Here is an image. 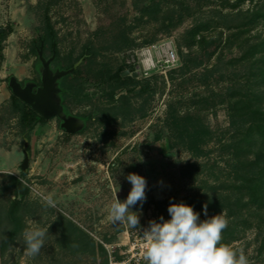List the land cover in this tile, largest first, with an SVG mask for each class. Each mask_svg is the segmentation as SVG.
<instances>
[{"label": "rangeland", "instance_id": "374dc122", "mask_svg": "<svg viewBox=\"0 0 264 264\" xmlns=\"http://www.w3.org/2000/svg\"><path fill=\"white\" fill-rule=\"evenodd\" d=\"M25 5L29 18L0 13L3 32L14 28L2 41L0 72V264H105L98 245L108 251V264H145L142 231L109 218L115 194L127 197L131 184L125 177L133 172L148 182L141 226L161 215L170 218V202L190 198L225 201L207 217L220 214L229 224L239 196L235 186L242 183L235 164L252 160L244 138L251 115L260 108L264 113V0H28ZM196 29L218 40V49L205 54ZM53 35L59 58L51 67L75 63L91 45L96 57L78 67L86 79L102 70L111 75L125 70L130 80L73 89L67 106L85 119V129L69 134L53 118L28 140L9 78L37 81L41 64L35 46ZM148 49L157 56L175 49L180 60L149 70L142 55ZM53 56L48 41L44 57ZM25 150L31 158L23 175ZM15 177L29 191L13 217ZM49 194L56 208L44 206L41 196ZM241 217L250 225H240L227 246L243 251L249 264H264V212L249 204ZM35 228L49 230L40 253L31 256L23 233ZM80 231L88 235L82 242Z\"/></svg>", "mask_w": 264, "mask_h": 264}, {"label": "clouds", "instance_id": "9594fccd", "mask_svg": "<svg viewBox=\"0 0 264 264\" xmlns=\"http://www.w3.org/2000/svg\"><path fill=\"white\" fill-rule=\"evenodd\" d=\"M126 180L131 189L124 200L115 194L110 205L109 218L113 224H126L130 229L142 231V257L145 264H249L247 256L239 254L227 245L221 244L222 232L227 221L217 214L207 217V205L203 206L206 219L192 205L173 202L168 205V219L161 215L148 221L146 227L140 224V212L147 200V179L137 173H128ZM117 193V192H116ZM44 206L56 208L52 195H42ZM137 210H133L136 206ZM49 229H27L23 233V244L27 254L36 256L44 246Z\"/></svg>", "mask_w": 264, "mask_h": 264}, {"label": "trees", "instance_id": "16d2710c", "mask_svg": "<svg viewBox=\"0 0 264 264\" xmlns=\"http://www.w3.org/2000/svg\"><path fill=\"white\" fill-rule=\"evenodd\" d=\"M49 21V19H48ZM0 29H3L0 27ZM52 34H54L53 30H51ZM14 32L13 25H10L5 32L0 33V72L5 62L4 49L2 46V41L5 40L8 36L12 35ZM194 35L198 36V43L205 54H209L219 47V41L216 39H209L204 34H202L200 29H196L194 31ZM54 35L51 38L47 36H43L42 39L38 42V45L35 46V51L38 53L39 48L44 46V54L45 48L48 41L52 42V51L56 50ZM57 58H59L58 52L56 50ZM96 57V51L93 46L89 45L85 47L83 55L75 62L65 66H61L62 70H71L74 69L75 65L80 61H88L94 59ZM125 70H118L115 74L111 75L107 70H102L95 79H86L82 70L78 68L75 70L73 74L68 75L67 77L62 79L61 89H62V98L63 105L66 108L68 113L69 108L67 106V96L72 92L73 89L85 90V88L89 85H102V84H110V85H124L128 83L130 80L128 76H124ZM40 78L37 80L39 81ZM73 81H78L76 86H72ZM263 97V98H262ZM12 98L14 101V106L17 111L21 114V123L23 125L25 137L29 140L28 134L34 131L41 123L47 122L45 118H43L40 114H38L33 108H31L28 104L21 101L15 94H12ZM258 98H260L258 96ZM260 99L264 100V96H261ZM254 117L253 125L247 130L244 141H248V146L250 147L252 153V160L246 162H240L235 164V169L238 175L237 181L242 182L241 184H237L235 186V195H239L235 200V208L231 210L230 217L233 219L228 224L227 227L222 232L221 244L228 245V237L234 236L236 230L240 225H244L245 227L249 226V222L247 219L240 221L241 211L252 204V206L256 207L259 212H264V113L261 112V108L259 111L257 110V114H252ZM235 124V121H233ZM22 174L26 175L27 171L22 170ZM236 181V182H237ZM13 186L16 192V200L13 202L11 206L10 213L13 217H15L17 211L20 209L22 205V200L28 194V188L23 184L20 178H13ZM248 199L247 202H243V199ZM184 202L186 204L192 205L195 209L199 210V213H204L203 206L207 205V214L217 213L215 211H220L222 206L225 205V201H215L210 199L207 202L201 201L197 198H190L184 200H176L174 202ZM173 203V202H170ZM230 204V203H229ZM196 211V210H195ZM214 211V212H213ZM235 212V213H233ZM238 212V213H237ZM164 214V212L162 213ZM200 218H205L200 214ZM16 219V218H15ZM79 236L81 238V242L83 239L88 237L86 233L83 231L79 232ZM264 245V243H263ZM97 248H100L104 254L105 264L109 262L108 251L102 245H98ZM93 257L96 258L97 254L95 249L93 250Z\"/></svg>", "mask_w": 264, "mask_h": 264}, {"label": "water", "instance_id": "95a60500", "mask_svg": "<svg viewBox=\"0 0 264 264\" xmlns=\"http://www.w3.org/2000/svg\"><path fill=\"white\" fill-rule=\"evenodd\" d=\"M4 29H0V33H3ZM39 60L41 66L39 67L40 79L42 85L39 86L33 81H27L25 84L20 82L15 76L9 78V87L13 94H15L21 101L28 104L38 114H40L46 120L58 118L61 121V128L69 134H75L81 132L86 127V121L84 118L75 116L66 111L63 105L61 81L63 78L70 74H73L78 69L79 64H76L74 69L62 70L57 69L55 71L51 67V63L56 56L50 59L44 57V46L38 50ZM126 72L124 76L128 75ZM136 76V75H135ZM36 90V92H35ZM28 144H25V148ZM30 155L25 150V159L22 164V170L27 171L30 166Z\"/></svg>", "mask_w": 264, "mask_h": 264}, {"label": "built area", "instance_id": "2783aa9c", "mask_svg": "<svg viewBox=\"0 0 264 264\" xmlns=\"http://www.w3.org/2000/svg\"><path fill=\"white\" fill-rule=\"evenodd\" d=\"M143 65L147 69H159L175 66L179 59V55L175 49H169L157 56L153 49L143 52Z\"/></svg>", "mask_w": 264, "mask_h": 264}, {"label": "crops", "instance_id": "0c3cea01", "mask_svg": "<svg viewBox=\"0 0 264 264\" xmlns=\"http://www.w3.org/2000/svg\"><path fill=\"white\" fill-rule=\"evenodd\" d=\"M28 0H0V13L2 18L15 20L29 18L28 5L23 6Z\"/></svg>", "mask_w": 264, "mask_h": 264}, {"label": "flooded vegetation", "instance_id": "af4514ba", "mask_svg": "<svg viewBox=\"0 0 264 264\" xmlns=\"http://www.w3.org/2000/svg\"><path fill=\"white\" fill-rule=\"evenodd\" d=\"M52 58V57H51ZM48 59H50V57L48 58ZM52 68L55 70V71H57V69H59L58 67H53L52 66ZM31 81H33V82H35V83H37L39 86H41L42 85V83H41V79L39 80V81H35V80H31ZM23 84H25L26 82H22ZM61 84H62V81H61ZM60 84V85H61ZM35 92H36V90H35ZM61 95H62V93H61Z\"/></svg>", "mask_w": 264, "mask_h": 264}]
</instances>
